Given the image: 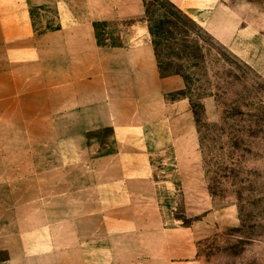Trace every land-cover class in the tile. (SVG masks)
<instances>
[{
	"label": "crops",
	"instance_id": "obj_1",
	"mask_svg": "<svg viewBox=\"0 0 264 264\" xmlns=\"http://www.w3.org/2000/svg\"><path fill=\"white\" fill-rule=\"evenodd\" d=\"M205 1L192 16L264 75L260 10ZM146 16L144 0H0V264H201L213 213L186 227L172 207L205 182L198 124L167 100L186 82L161 76Z\"/></svg>",
	"mask_w": 264,
	"mask_h": 264
},
{
	"label": "rangeland",
	"instance_id": "obj_2",
	"mask_svg": "<svg viewBox=\"0 0 264 264\" xmlns=\"http://www.w3.org/2000/svg\"><path fill=\"white\" fill-rule=\"evenodd\" d=\"M175 1L144 0L146 20L158 35L159 71L189 82L167 100L188 98L198 120L205 182L176 188L174 218L190 227L213 213L199 232L201 264H264V75L200 25L188 8L192 0H177L186 10ZM240 1L264 18V0ZM214 7L201 2L205 12Z\"/></svg>",
	"mask_w": 264,
	"mask_h": 264
},
{
	"label": "trees",
	"instance_id": "obj_3",
	"mask_svg": "<svg viewBox=\"0 0 264 264\" xmlns=\"http://www.w3.org/2000/svg\"><path fill=\"white\" fill-rule=\"evenodd\" d=\"M145 6H146V4H145ZM146 14H147V9H146ZM149 29H150V34H151V37H152V42H153V45H154V48H155V54H156V57H157V60H158V63H159V69L161 70L162 67H161V63H160V60H159L160 59V55H159V52H158L159 42L157 41L158 35L155 33L154 28L150 24H149ZM160 73H161V76H163V77L171 76V75H164L161 71H160ZM174 75H180L181 77H183V79L185 80L187 85L189 84L186 76H184V75H182L180 73H176ZM192 107H193V105H192ZM193 111H194L195 117L197 119V114H196V112L194 110V107H193ZM197 123H198V120H197Z\"/></svg>",
	"mask_w": 264,
	"mask_h": 264
}]
</instances>
